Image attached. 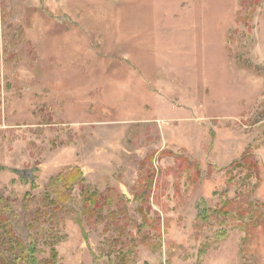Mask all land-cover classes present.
<instances>
[{
    "label": "rangeland",
    "instance_id": "obj_1",
    "mask_svg": "<svg viewBox=\"0 0 264 264\" xmlns=\"http://www.w3.org/2000/svg\"><path fill=\"white\" fill-rule=\"evenodd\" d=\"M0 204L42 264H264V0H0Z\"/></svg>",
    "mask_w": 264,
    "mask_h": 264
},
{
    "label": "trees",
    "instance_id": "obj_2",
    "mask_svg": "<svg viewBox=\"0 0 264 264\" xmlns=\"http://www.w3.org/2000/svg\"><path fill=\"white\" fill-rule=\"evenodd\" d=\"M73 172L74 176L69 179L60 176L52 181L51 186L54 188L56 196L51 198L49 194L46 195L48 201L46 207L51 205L54 211L57 208L62 209V207H65L69 203L68 197L70 195L66 192L70 184L68 181H74L77 175H84L83 171L78 166L73 169ZM89 201L91 203H97L95 195L90 196ZM24 203V209L26 211L24 217L27 218L29 203L28 201ZM36 212L42 213L43 217L50 216L49 212L46 210L42 211L38 209ZM16 218L17 214L9 204H0V264H42L37 256L38 249L36 239L32 238L28 240V238L22 237V234L17 232L14 223ZM43 264H51V261L46 260Z\"/></svg>",
    "mask_w": 264,
    "mask_h": 264
}]
</instances>
